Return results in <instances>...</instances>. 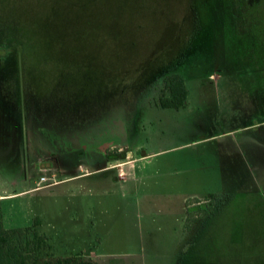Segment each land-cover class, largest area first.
<instances>
[{
  "label": "rangeland",
  "instance_id": "1",
  "mask_svg": "<svg viewBox=\"0 0 264 264\" xmlns=\"http://www.w3.org/2000/svg\"><path fill=\"white\" fill-rule=\"evenodd\" d=\"M100 134L123 155L76 166ZM3 192L45 256L264 264V0H0ZM187 199L211 202L189 231Z\"/></svg>",
  "mask_w": 264,
  "mask_h": 264
},
{
  "label": "trees",
  "instance_id": "2",
  "mask_svg": "<svg viewBox=\"0 0 264 264\" xmlns=\"http://www.w3.org/2000/svg\"><path fill=\"white\" fill-rule=\"evenodd\" d=\"M164 85L167 95L159 97L158 105L162 108L182 106L187 97V88L181 74L176 71L169 73L164 79ZM112 155L120 157L123 154L114 152ZM211 196L213 199L214 194ZM202 203L204 202L200 200L194 203L189 199L185 201L183 228L186 231H189L210 209L211 202L208 201L205 208L201 206ZM48 248L47 237L34 226L6 228L0 216V264H98L92 259H85L81 254L66 257L45 256L43 252Z\"/></svg>",
  "mask_w": 264,
  "mask_h": 264
},
{
  "label": "flooded vegetation",
  "instance_id": "3",
  "mask_svg": "<svg viewBox=\"0 0 264 264\" xmlns=\"http://www.w3.org/2000/svg\"><path fill=\"white\" fill-rule=\"evenodd\" d=\"M100 135H99V138L88 137V139L85 140V142L88 143L89 147L87 146L86 148H83V149H81V148L78 149V147H76V149H71L68 146V147H65V149L67 148V150H65V153L72 155V157L75 158L76 166H79V167L82 166V163H88L89 161L93 162V161H97V160H100V161L105 160L106 158H108L112 155V152L104 151V149L98 150V148L103 143H111V142L108 139L106 140V138L102 134H100ZM112 146L116 147L114 144H112ZM112 146H109V147L111 148ZM55 151H57V150H55ZM50 153H51V150H50ZM50 153H48V154L50 155ZM65 153L61 152L60 154H65ZM55 155H56V158L58 159L57 153Z\"/></svg>",
  "mask_w": 264,
  "mask_h": 264
},
{
  "label": "crops",
  "instance_id": "4",
  "mask_svg": "<svg viewBox=\"0 0 264 264\" xmlns=\"http://www.w3.org/2000/svg\"><path fill=\"white\" fill-rule=\"evenodd\" d=\"M116 167H118L120 173H122V168H123V167H121V166L119 167V164L116 165ZM12 195H13V194H10L9 192H3V193H0V200H4V199H6V198H9V197H11ZM185 211H186V206H185ZM200 220H201V219H200ZM196 223H197V222H196ZM196 223L193 225V227L196 226ZM193 227H192V228H193ZM192 228H191V229H192ZM191 229H190V230H191Z\"/></svg>",
  "mask_w": 264,
  "mask_h": 264
},
{
  "label": "built area",
  "instance_id": "5",
  "mask_svg": "<svg viewBox=\"0 0 264 264\" xmlns=\"http://www.w3.org/2000/svg\"><path fill=\"white\" fill-rule=\"evenodd\" d=\"M45 178H41V180H44Z\"/></svg>",
  "mask_w": 264,
  "mask_h": 264
}]
</instances>
